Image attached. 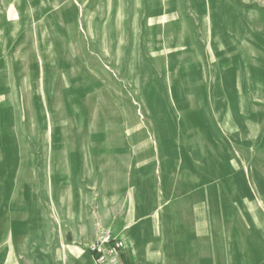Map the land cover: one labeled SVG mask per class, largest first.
<instances>
[{
    "label": "rangeland",
    "instance_id": "rangeland-1",
    "mask_svg": "<svg viewBox=\"0 0 264 264\" xmlns=\"http://www.w3.org/2000/svg\"><path fill=\"white\" fill-rule=\"evenodd\" d=\"M46 202L87 251L264 218V0H0L2 253Z\"/></svg>",
    "mask_w": 264,
    "mask_h": 264
},
{
    "label": "crops",
    "instance_id": "crops-1",
    "mask_svg": "<svg viewBox=\"0 0 264 264\" xmlns=\"http://www.w3.org/2000/svg\"><path fill=\"white\" fill-rule=\"evenodd\" d=\"M81 203L61 201L57 208L64 209V215L78 216ZM50 210L49 202L43 207L15 208L14 246L2 253L0 243V264H96L91 251L69 242L67 224L61 225L60 237L54 238L52 230L57 228L49 222ZM204 214L191 213L183 223L150 226L142 228L143 232L137 229L133 234L141 241L132 245L126 235L111 231L125 242L122 264H264V218L210 221Z\"/></svg>",
    "mask_w": 264,
    "mask_h": 264
},
{
    "label": "built area",
    "instance_id": "built-area-1",
    "mask_svg": "<svg viewBox=\"0 0 264 264\" xmlns=\"http://www.w3.org/2000/svg\"><path fill=\"white\" fill-rule=\"evenodd\" d=\"M125 242L114 236L108 228L99 227L98 237L88 250L94 255L96 264H122Z\"/></svg>",
    "mask_w": 264,
    "mask_h": 264
}]
</instances>
